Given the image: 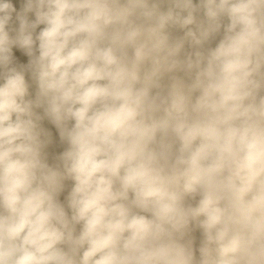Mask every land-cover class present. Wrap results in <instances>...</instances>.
<instances>
[{
	"label": "trees",
	"instance_id": "1",
	"mask_svg": "<svg viewBox=\"0 0 264 264\" xmlns=\"http://www.w3.org/2000/svg\"><path fill=\"white\" fill-rule=\"evenodd\" d=\"M0 117L59 213L0 264H264V0H0Z\"/></svg>",
	"mask_w": 264,
	"mask_h": 264
},
{
	"label": "built area",
	"instance_id": "2",
	"mask_svg": "<svg viewBox=\"0 0 264 264\" xmlns=\"http://www.w3.org/2000/svg\"><path fill=\"white\" fill-rule=\"evenodd\" d=\"M47 170L36 137L0 117V235L36 229L45 240L59 218Z\"/></svg>",
	"mask_w": 264,
	"mask_h": 264
},
{
	"label": "rangeland",
	"instance_id": "3",
	"mask_svg": "<svg viewBox=\"0 0 264 264\" xmlns=\"http://www.w3.org/2000/svg\"><path fill=\"white\" fill-rule=\"evenodd\" d=\"M180 264V263H179Z\"/></svg>",
	"mask_w": 264,
	"mask_h": 264
}]
</instances>
